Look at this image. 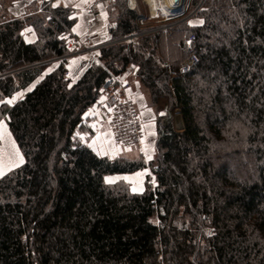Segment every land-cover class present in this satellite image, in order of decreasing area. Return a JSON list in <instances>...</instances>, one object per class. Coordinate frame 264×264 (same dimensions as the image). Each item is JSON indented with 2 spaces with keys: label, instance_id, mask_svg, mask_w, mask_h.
<instances>
[{
  "label": "trees",
  "instance_id": "trees-1",
  "mask_svg": "<svg viewBox=\"0 0 264 264\" xmlns=\"http://www.w3.org/2000/svg\"><path fill=\"white\" fill-rule=\"evenodd\" d=\"M3 3L0 120L25 160L0 176V264H264V0H189L177 24L146 33L143 12L112 0L111 43L78 78L68 58L50 67L69 52L73 10L46 0L6 18ZM199 5L203 24L181 21ZM191 35L198 60L181 73ZM131 67L153 105L168 100L149 161L79 137L107 76ZM146 167L141 192L106 180Z\"/></svg>",
  "mask_w": 264,
  "mask_h": 264
},
{
  "label": "built area",
  "instance_id": "built-area-1",
  "mask_svg": "<svg viewBox=\"0 0 264 264\" xmlns=\"http://www.w3.org/2000/svg\"><path fill=\"white\" fill-rule=\"evenodd\" d=\"M111 1L94 0L92 2L88 9V14L92 18V24L99 20L101 15L99 8L102 2L109 4ZM127 3L131 8H137L138 6V0H131V3L130 0H127ZM133 3L135 7L132 6ZM50 7H52V1H50ZM70 32L72 38L68 43L69 52L56 59L63 60L71 56L87 55L98 63L97 50L99 47L94 44L91 32L89 30L82 34ZM138 36V33H133L124 37L123 40L130 41ZM194 40V35H191L187 40L189 56L181 65V73L188 72L198 60L193 47ZM132 72V70H128L120 74H109L100 88L98 102L94 107L97 111L96 118L100 127H107L112 133L115 144L125 148H132L134 146L143 147L148 140L147 131L133 94V85L129 79ZM65 75L71 78L73 71L69 68Z\"/></svg>",
  "mask_w": 264,
  "mask_h": 264
},
{
  "label": "rangeland",
  "instance_id": "rangeland-1",
  "mask_svg": "<svg viewBox=\"0 0 264 264\" xmlns=\"http://www.w3.org/2000/svg\"><path fill=\"white\" fill-rule=\"evenodd\" d=\"M188 1L189 0H183V3H182L181 8L179 10L180 12L188 7ZM16 2H18V1H16V0H4V3H3L4 9L2 11H3V13H5L6 18H12L13 15L10 14L9 8L11 6H14V4ZM37 2H39V3H37ZM37 2L36 1H34V2L29 1L28 2V4H32L31 6H28V9H26L27 11L29 9H31V12H29L30 14L42 11L41 7L44 5L46 0H41V1H37ZM39 8H40V10L38 11L37 9H39ZM137 9L139 11L143 12L146 15V17H148V19L146 21H144L143 25L150 27L151 29L144 31V33L150 32V31H155V30H160V29L166 30V28H169V27L177 24L171 18V13L177 12V11H173L172 7L168 6L165 3V0H153V1H151V0H138ZM195 10L189 11V13H187V15H185V17H188L187 21H189V23H190V21L195 22V21L200 20V19L194 17V14L196 13V12H194ZM193 12H194V14H192ZM27 29H31L32 31H30V33H32L33 36L35 37V33L33 31V28L28 27ZM30 33L27 34V38L32 37V35ZM79 56H81V55L71 56L72 58H74V57H77V58L73 59V61L70 64H68L70 69L73 68V69H71L73 71V76H72L73 78H74L75 72L78 70V68H82L81 66L86 61L85 58H81ZM83 56H87V55H83ZM71 57H67V58H71ZM50 61H51L50 67H55L56 64L61 60L54 58V59H51ZM76 66H78V67H76ZM132 69H133V67H131V69L129 71H131ZM129 79L132 82L133 94L135 96L136 103H137V106L139 109V113H140L141 119L143 121V116L141 115V109H144L145 111H147L146 109H149V111L151 113L158 112V110L160 108L159 101L153 105L152 101H151V97H150L147 89L143 88V86L139 83L136 76H133L131 73L129 76ZM19 93H21V92H19ZM143 93L146 96V98H147V96L149 97L148 101L143 96ZM17 94L14 97H17ZM161 98H164L166 100V104H165L166 112L164 113V114H166L168 111V100L165 97H161ZM92 108H94V107H92ZM95 109L96 108H94V112L96 111ZM151 109L153 112L151 111ZM176 110H177V108H174L172 110L173 123H174L175 129L181 131L183 129V124H182L181 120L177 119V116H176L177 111ZM96 112H95V114H96ZM94 122H96V126H98V128H101L97 122L96 117L94 119ZM143 123H144V121H143ZM105 128H107V127H105ZM145 128L147 131L148 140L143 147L134 146L132 148H125V147L117 146L115 144V142L113 141L112 136H111L110 141L115 146L116 150L118 149L117 150L118 152L125 151L124 152V154H125L126 151L127 152L128 151L129 152L134 151L133 153H136L135 155H137V156L141 155L145 160L149 161V160H151V159H149V157L153 158L154 154H155V151H154V142L155 141L153 142V139H151V134L149 133V129L147 128V126H145ZM17 152L19 153V156H17V154H16ZM139 152H140V154H139ZM133 153H128L127 155L131 157V156H133L132 155ZM120 156H124V155H120ZM20 157L23 158L22 162L20 160ZM24 160L25 159H24L23 153H22L21 149L19 148L17 142L15 141V139H14V137H13V135L9 129L7 117L5 116L0 120V176L7 173L8 171L18 167L19 165H21L24 162ZM146 168L148 171L149 170L148 167H146ZM147 174H148V176H147L146 182L149 181V183H153L155 180L154 175L151 173V171L147 172ZM135 175L136 176H134V175H124V176L109 175L106 177V180L107 181L111 180L110 183L116 182L118 180H124V181L130 183V185L132 186V188L134 190V189H138L141 187V183L139 182L140 178L138 176L139 173L135 172ZM142 175L144 176L143 172H142ZM146 182H145V186L147 185ZM145 186H144V188H145Z\"/></svg>",
  "mask_w": 264,
  "mask_h": 264
},
{
  "label": "crops",
  "instance_id": "crops-1",
  "mask_svg": "<svg viewBox=\"0 0 264 264\" xmlns=\"http://www.w3.org/2000/svg\"><path fill=\"white\" fill-rule=\"evenodd\" d=\"M18 2H16L14 4V6H11L9 8L10 14L13 15L12 17H23L24 15L29 14V12H31V9H29L28 11L26 9H28V6H31L32 4H28L29 1H41V0H16ZM52 1V6L53 7H58V6H64V7H68L71 8L73 10L71 17L75 18V23L72 26V32L74 34H82L86 31H90L92 34V38H93V42L95 45H97L99 47V49L105 45H108L111 43V41H109L110 38V33H109V18H108V4H106L105 2H102V6L100 5V11H101V15L99 17V20L92 24V18L91 16L88 14V9L90 7V5L92 4V2L94 0H50ZM39 3V2H37ZM67 5V6H65ZM79 5V6H77ZM42 8V7H41ZM26 10V11H25ZM38 11L40 10L37 9ZM28 12V13H27ZM106 14V16L104 15ZM30 33L29 31H27V34ZM32 35L31 38H29L30 40H34V36L32 33H30ZM81 58H85L86 61L84 62V64L81 66L82 68H78V70L75 72V76L74 78H78L80 75H82V73L85 71V69L91 64V63H96L95 61H93L89 56H79ZM77 57L74 58H68V64H70L73 59H75ZM67 64V67H69V65ZM78 67V66H76ZM73 69V68H71ZM132 75L134 76V73L132 72ZM136 80V79H135ZM21 93H24L23 91ZM145 99L148 101L149 97L144 95ZM166 100L164 98H161L159 100V105L160 108L158 110V112H153L152 109L151 111L153 113H151L149 111V109H146L147 111H145L144 109H141V115L143 116V121L145 126H147V128L149 129V133L151 134V139H153V142L155 141L156 138V125H155V118L156 115H163L166 112ZM96 112V111H95ZM94 112V108H90L84 115V121H83V126L82 129L79 130V137L81 138V140L83 142H85L86 144H88L93 150H95L99 155H103V156H109L110 158H115L118 157L120 155H124V156H128V153H133V152H127L124 154L125 151H120L118 152L115 148V146L111 143V131L105 127H101L98 128V126H96V122H94L95 117H97V114H95ZM150 112V113H149ZM97 113V112H96ZM153 119V120H152ZM147 129V130H148ZM136 153H133V156H128L130 158H137L139 156L135 155ZM140 154V152H139ZM149 169V167H148ZM137 173H139V182L141 183V187L138 189H134L135 191H143L144 190V186H145V182L147 179V172H150V169L147 171V168H144L142 170L136 171ZM142 172L144 173V176L142 175ZM121 176L124 175H135V172L133 173H128V174H119ZM116 175V176H119Z\"/></svg>",
  "mask_w": 264,
  "mask_h": 264
},
{
  "label": "snow or ice",
  "instance_id": "snow-or-ice-1",
  "mask_svg": "<svg viewBox=\"0 0 264 264\" xmlns=\"http://www.w3.org/2000/svg\"><path fill=\"white\" fill-rule=\"evenodd\" d=\"M130 3H131V0H130ZM53 6H56V5H53ZM65 6H67V5H65ZM77 6H79V5H77ZM132 6L135 7V4L133 3ZM101 7H103V6L101 5ZM104 15L106 16V14H104ZM190 23L193 24V26H195L197 23H198V24H203L204 21H203V20L195 21V22L190 21ZM113 26H114V25H113ZM26 31H29V32H30V31H32V30H31V29H26ZM29 90H30V89H29ZM22 95H23V93H18V94H17V97H14V98L11 99V100H7V101H3V102H4V103L11 104V103L14 102L15 99H17V98H21ZM16 154H17V156H19V153H18V152H17ZM22 159H23V158L20 157L21 162H22ZM149 159H151V157H149ZM108 182H111V180H108ZM209 234H211V233H209Z\"/></svg>",
  "mask_w": 264,
  "mask_h": 264
},
{
  "label": "water",
  "instance_id": "water-1",
  "mask_svg": "<svg viewBox=\"0 0 264 264\" xmlns=\"http://www.w3.org/2000/svg\"><path fill=\"white\" fill-rule=\"evenodd\" d=\"M182 3H183V0H182L177 6L173 7L172 10H173V11H177V12H179ZM202 3H203V1H202ZM202 3H201V4H202ZM201 4H200V5H201ZM200 5L198 6V8H197L194 12H196V11L199 9ZM194 12H193L192 14H194ZM192 14H191V15H192ZM187 18H188V17H185V18L182 19L181 21L187 20ZM181 21H179V22H181ZM23 32H24V31H23ZM176 111H177V115H176V116H177V119L182 121L183 128H184L183 117H182V113H181L180 108H177Z\"/></svg>",
  "mask_w": 264,
  "mask_h": 264
},
{
  "label": "bare ground",
  "instance_id": "bare-ground-1",
  "mask_svg": "<svg viewBox=\"0 0 264 264\" xmlns=\"http://www.w3.org/2000/svg\"><path fill=\"white\" fill-rule=\"evenodd\" d=\"M153 1V0H151ZM182 0H165V3L170 6V7H175L177 6Z\"/></svg>",
  "mask_w": 264,
  "mask_h": 264
}]
</instances>
